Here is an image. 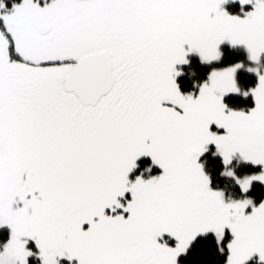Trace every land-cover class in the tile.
<instances>
[{
  "label": "snow or ice",
  "instance_id": "1",
  "mask_svg": "<svg viewBox=\"0 0 264 264\" xmlns=\"http://www.w3.org/2000/svg\"><path fill=\"white\" fill-rule=\"evenodd\" d=\"M228 3L0 0V264L264 262V0Z\"/></svg>",
  "mask_w": 264,
  "mask_h": 264
},
{
  "label": "trees",
  "instance_id": "2",
  "mask_svg": "<svg viewBox=\"0 0 264 264\" xmlns=\"http://www.w3.org/2000/svg\"><path fill=\"white\" fill-rule=\"evenodd\" d=\"M8 7H11V0H6ZM230 8L237 10L240 8L239 4H231ZM225 55L222 60L218 64L213 65H205L199 62V57L197 55H189L188 59L190 61L189 64L182 66L184 69V75L180 78L181 86L184 91L192 90L193 81L199 83L201 80L205 79L207 76V72L211 70L212 67L225 66L229 63H235L239 60H243L244 63H249L247 59V52L243 47H230L228 44H224L223 46ZM238 82L240 83L241 88L247 89L248 87L254 86L255 83V74L247 72L245 69H242L237 76ZM226 102L229 103L231 107L237 108H247L251 106V96L244 97L243 95H234L226 98ZM214 146H212L211 152L205 154L204 159L207 160L206 170L212 175L214 186L223 187L226 189L227 193H232L233 195H239L237 191V186L231 179L228 178H220L217 175V167L215 165V160L218 157H212L211 153L214 150ZM148 162V159L143 158L142 163ZM238 175H243L246 173H251L253 171H257L258 169L253 168L251 165H241L236 166L235 168ZM261 189L257 187L252 195L255 199L259 200L261 198L260 195ZM211 245V241H209ZM32 264H38V261L35 258L30 259ZM246 264H256L255 260H251Z\"/></svg>",
  "mask_w": 264,
  "mask_h": 264
},
{
  "label": "rangeland",
  "instance_id": "3",
  "mask_svg": "<svg viewBox=\"0 0 264 264\" xmlns=\"http://www.w3.org/2000/svg\"><path fill=\"white\" fill-rule=\"evenodd\" d=\"M231 4H239V0H229V3L227 4V5H225V7H227L228 8V10L231 12V13H233V14H239V15H242L243 13L242 12H240V8L239 9H237V10H234V9H232V8H230V5ZM250 6H245V9L247 10L248 8H249ZM225 44H227V43H225ZM194 55H196L195 53H193ZM190 55H192V54H190ZM198 56V55H197ZM199 57V56H198ZM249 63H250V61H249ZM249 63H245V65H246V67H247V65L249 64ZM182 66H184V65H180V67H182ZM183 68V67H182ZM245 70H246V68H245ZM253 74H255V73H253ZM242 90H246L245 88H243ZM212 146H214V145H210L209 146V151L212 149ZM213 151H215V148H214V150ZM146 159H148V162H149V158H146ZM148 162H145V163H141V169H140V171H142L143 170V168L145 167V165L148 163ZM241 165H246L245 163H243V162H239V163H237L236 161H234L233 162V167L234 168H236V166H241ZM139 171V172H140ZM159 171H160V169L159 168H157V167H153V170H152V174H158L159 173ZM138 172V173H139ZM138 173H135V174H138ZM135 174H133V175H135ZM147 175H149L148 173H145V176L147 177ZM226 194H229V193H227L226 192ZM230 194H232V193H230ZM233 195V194H232ZM255 198V197H254ZM31 259V258H30ZM251 260H255L256 261V264H264V262H260L259 261V259H258V256H256V255H254L251 259H249L247 262H249V261H251ZM246 262V263H247ZM30 264H32L31 263V261H30ZM62 264H68V262L65 260V261H62Z\"/></svg>",
  "mask_w": 264,
  "mask_h": 264
},
{
  "label": "flooded vegetation",
  "instance_id": "4",
  "mask_svg": "<svg viewBox=\"0 0 264 264\" xmlns=\"http://www.w3.org/2000/svg\"><path fill=\"white\" fill-rule=\"evenodd\" d=\"M209 152H211V150ZM202 159H204V157H202ZM141 167L139 169H137L135 173H138L140 171ZM135 173H133V174H135Z\"/></svg>",
  "mask_w": 264,
  "mask_h": 264
}]
</instances>
